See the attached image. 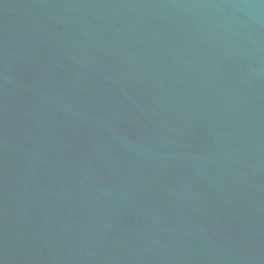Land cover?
Segmentation results:
<instances>
[{
  "label": "water",
  "instance_id": "water-1",
  "mask_svg": "<svg viewBox=\"0 0 264 264\" xmlns=\"http://www.w3.org/2000/svg\"><path fill=\"white\" fill-rule=\"evenodd\" d=\"M0 264H264V0H0Z\"/></svg>",
  "mask_w": 264,
  "mask_h": 264
}]
</instances>
